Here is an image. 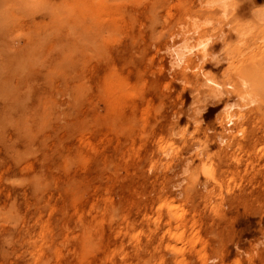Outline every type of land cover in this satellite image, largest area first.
I'll return each mask as SVG.
<instances>
[{
    "label": "rangeland",
    "instance_id": "obj_1",
    "mask_svg": "<svg viewBox=\"0 0 264 264\" xmlns=\"http://www.w3.org/2000/svg\"><path fill=\"white\" fill-rule=\"evenodd\" d=\"M0 264H264V0H0Z\"/></svg>",
    "mask_w": 264,
    "mask_h": 264
},
{
    "label": "bare ground",
    "instance_id": "obj_2",
    "mask_svg": "<svg viewBox=\"0 0 264 264\" xmlns=\"http://www.w3.org/2000/svg\"><path fill=\"white\" fill-rule=\"evenodd\" d=\"M224 12H225V11H224ZM178 52L180 53V54L178 53L179 55H182V52H180V51H178ZM177 56H178V55H177ZM180 57H181V56H180ZM177 58H178V57H177Z\"/></svg>",
    "mask_w": 264,
    "mask_h": 264
}]
</instances>
